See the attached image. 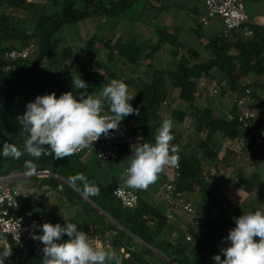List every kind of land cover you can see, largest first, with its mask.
Wrapping results in <instances>:
<instances>
[{"label":"crops","instance_id":"crops-1","mask_svg":"<svg viewBox=\"0 0 264 264\" xmlns=\"http://www.w3.org/2000/svg\"><path fill=\"white\" fill-rule=\"evenodd\" d=\"M243 2L248 15L246 25L252 29V34L244 35L241 31H237L232 39L222 35L223 21L220 15L210 16L206 23L200 21V16L206 11L204 0H136L133 9L130 8L124 14L115 17L104 13L93 14L63 25L56 32V36L59 37L61 30L65 27L73 28L71 32L66 33L70 36L68 43L71 44L70 49L73 54L76 52L74 46L79 44L84 46L90 36H98L95 44L98 48V61L110 65L116 74L115 79L126 81L129 90L134 94L137 93L135 86L139 80L150 83L153 79V70L175 69L181 58L186 59L187 66H192L196 63L207 62L221 52L237 55L240 58L245 57L244 65H249L251 68L246 73L235 71L236 74L238 73L235 82H238L241 87H231V81L226 72L214 65L206 74L195 78L197 96L194 104L197 107L208 106L211 114L231 119L233 112L237 111V97L248 86L251 89V107L257 116L255 121L257 127L264 124V0H244ZM77 4L84 5L85 0H77ZM59 8L60 4L52 0H36L32 9H23V11L24 15L31 13L30 16H35L37 12L51 13ZM77 23H80L81 30H84L82 35L79 32L81 30L77 31ZM107 40L110 43L117 40L123 42L135 40L142 47L139 60L130 62L115 50L110 59L109 49L104 44ZM85 52L84 49L83 55L88 54L91 60L92 56ZM233 61L238 65L235 59ZM90 66L93 65L90 64ZM98 71L105 73L103 68ZM163 78L166 93L159 107L161 121L168 118L173 119V129L180 134L179 142L182 138L185 142H190L192 139L198 141L204 139L206 129L197 128L198 121L189 111V104L180 98L179 87L171 84V79L167 75ZM136 98L137 94L132 102ZM180 110L185 111L182 118L178 117ZM240 129L241 133L238 136L229 138L227 136L222 138L220 132L214 134L215 144L210 145L216 151L214 158L204 159L202 148L198 154L202 157V174L212 186L214 193L239 207L230 212L229 219L239 217L249 211H264V152H259L252 141H247L245 127L241 126ZM80 154V159L85 164L87 172L99 182L107 184L110 181H116L120 184L122 182L120 174L123 172L124 165L129 166L132 150L129 149L120 160H102L95 150ZM12 174L14 178H9V180L23 190L20 199L22 210L42 211L53 224L60 223L62 226L65 225L63 218L54 214L59 213L60 208L64 210L70 205V210L65 214L67 220L83 211L78 201L68 199L63 183L65 181L72 187L74 184L67 179L62 177L64 180H61L60 176L54 174L58 179V184L53 185L44 179L49 174L36 173L34 177L24 172H12ZM15 174L17 176H14ZM161 178L162 173L158 181L147 190L136 191L139 196H144L165 215L170 224V230L167 233L169 238L171 237L172 241L176 240L175 228L179 231L188 228L194 237H197L196 240L202 238L203 241H207L211 258L219 254L222 259L223 254L220 249L230 243L225 242L224 238L234 227L229 226V230L221 227L213 228L211 235L204 236L203 232L207 227L203 229V222L208 218L217 219L218 213L217 215L214 213L219 209L210 205L211 210L204 212L197 210L192 215H186L181 209L170 208L165 200L156 194ZM197 188L179 192L185 198L192 199L195 208L196 204H201V196ZM80 194L90 201L84 193ZM100 211L109 217L105 211ZM76 224L78 229L88 233L94 245L102 246V242L111 238L115 232L113 229H101L89 218L85 219L82 225Z\"/></svg>","mask_w":264,"mask_h":264},{"label":"trees","instance_id":"trees-1","mask_svg":"<svg viewBox=\"0 0 264 264\" xmlns=\"http://www.w3.org/2000/svg\"><path fill=\"white\" fill-rule=\"evenodd\" d=\"M135 1L85 0L84 5H79L77 0H52V2L60 4L59 10L51 13H35L31 20L33 24L30 26H24L23 22L20 24L8 17H0V30L3 29L0 33V176L12 172L26 173L25 162L31 161L37 167L36 173L43 170L49 172V175L44 179L50 184H58V179L54 174L74 184L72 187L67 182L63 183L68 193V199L78 201L86 211L93 213L92 222L101 229L115 230L111 239L112 249L121 257L122 264H166L163 258L156 254L158 262L152 260L153 248L177 264H216L209 253L207 241H203L202 238L194 242H187L178 232L176 240L172 241L167 234L170 230L167 218L144 196H139L135 207H123L112 193L115 186L118 185L116 181H110L107 184L99 182L87 172L85 164L80 159V153L62 159H54V154L53 156L34 158L25 152L19 159L6 157L2 154L5 143L14 144L23 151V142L27 134L22 130L18 116L24 114L26 105L34 101L38 95L43 96L54 92L58 98L64 92L72 91L78 97L79 92L84 91L73 88V78L67 72L69 69L74 68L72 72L77 78L80 77L87 83L86 91L93 95H99L108 82L116 77L110 65L99 62L97 59L98 48L95 43L98 36L96 35L90 36L84 43L85 51L92 56L90 61H83L79 56L73 57L69 64L47 61L45 56L52 45L60 40V37L56 36V32L67 23L76 22L93 14L104 13L111 17L124 14L130 8L133 9ZM34 3L36 0H0V4L23 9H32ZM0 16L6 15L2 13ZM30 38L34 39L33 42L35 40L38 42L36 56L12 60L2 57V52L5 49L17 46L15 41L19 40L20 44H25L32 41ZM104 44L109 49L110 59L115 50L130 62L139 60L142 47L135 40L124 42L117 40L114 43L107 40ZM66 48H63L59 53L60 59L72 56L70 48L68 47V50ZM233 59L238 62V65ZM244 63H246L245 57L240 58L225 52L217 54L207 62L196 63L192 66H187L186 59L181 58L175 69L153 70V79L150 83L139 80L135 86L137 98L132 103L134 108L139 109V115L132 114L125 117L126 120L135 122L134 130L138 132L139 138L134 144L155 143L157 129L162 122L159 107L162 97L166 93L163 76L167 75L171 79V84L179 87L180 98L189 104V111L198 121L197 128L206 129L205 138L198 141V146L203 151L202 157L215 156L216 151L210 146L215 144L214 134L220 132L221 137L227 136L228 138L238 136L241 133L242 125L237 119V111H234L233 117L229 119L211 114V109L208 106H195L194 100L197 96L195 78L206 74L211 67L216 65L226 72L231 81V87L238 88L241 87L238 82H235L238 73H246L251 68ZM101 68L105 69V76L99 75L98 69ZM235 71L239 72L236 74ZM105 109L107 110V106ZM184 114L185 111L180 110L178 117L182 118ZM172 132L174 140L171 143L179 146L182 144L179 142L180 134H177L174 129ZM245 135L247 141L253 142L252 132L247 129ZM187 146L188 143H183L179 149L180 175L176 182L177 191L192 190L198 187L201 204L206 208L214 205L219 209L217 219L208 218L203 222V229L207 227L203 235H211L213 228L221 227L229 230V226L235 227V222L233 219H229V214L239 207L214 193L212 186L202 174L201 157L193 151L185 152ZM35 174L30 177L36 176ZM86 186L99 188L98 195L87 196L93 203L80 194L85 193ZM98 208L105 211L109 217H106ZM4 238L12 248V255L5 260V264H17L15 252L18 253L19 249L8 234H5ZM67 238L66 235L63 237L65 240ZM122 246L129 253L127 256L120 250ZM4 247V244H0V250ZM42 248L41 246H29L22 264H42Z\"/></svg>","mask_w":264,"mask_h":264},{"label":"clouds","instance_id":"clouds-1","mask_svg":"<svg viewBox=\"0 0 264 264\" xmlns=\"http://www.w3.org/2000/svg\"><path fill=\"white\" fill-rule=\"evenodd\" d=\"M75 90L83 89L79 96L72 91L38 95L26 105L18 120L26 133L23 151L14 144L5 143L2 154L19 159L25 152L34 157L53 156L54 159L71 157L117 130L127 116L139 115L132 101L137 93L129 90L124 80L112 79L99 95L87 94V83L80 77H73ZM107 106V111L105 107ZM174 121L164 119L157 129L155 143L134 144L129 166L120 174L123 183L134 190H147L155 184L160 174L169 166H178L180 156L177 145L172 144ZM26 175H34L36 165L25 162ZM86 196L99 194L98 187L85 188ZM65 225L49 222L39 226L42 235L33 233L32 238L43 244L42 264H122L121 257L110 246L94 245L91 237L77 224L63 217ZM235 227L224 238L230 242L221 247L223 254L212 259L216 264H264V211L255 210L234 217ZM68 238L63 239L64 236ZM258 238V239H257ZM12 255L11 247L0 250V264Z\"/></svg>","mask_w":264,"mask_h":264},{"label":"built area","instance_id":"built-area-1","mask_svg":"<svg viewBox=\"0 0 264 264\" xmlns=\"http://www.w3.org/2000/svg\"><path fill=\"white\" fill-rule=\"evenodd\" d=\"M244 0H204L205 13L200 16V21L206 23L212 15L218 14L223 21L222 35L225 38L232 39L234 33L241 31L244 35H251L252 29L246 25L248 15L244 7ZM36 45L33 41L20 44L5 49L2 57L6 60L16 58H27L33 55ZM8 67V66H6ZM252 97L251 89L246 86L237 97V119L240 124L250 130L253 134V145L259 152H264V124L255 126L256 114L251 107ZM105 111H107L105 109ZM134 120L120 122L117 130H111L107 136L101 135L98 141L86 149L77 153L89 150H95L97 156L102 160L115 159L120 160L129 148L139 138V134L134 130ZM128 165L123 166V171ZM45 171V170H43ZM13 174L0 176V244L9 247L7 240L4 238L8 234L13 240L19 252H15L17 264H22L26 251L29 246H41L43 244L32 238L33 233L42 235V229L39 227L45 222L52 223L49 217L42 211L29 212L20 207V199L23 190L20 186L13 185L9 180ZM180 170L178 166L167 167L162 172V178L159 182L156 194L162 197L170 208L181 209L184 214L192 215L197 209L195 205L182 196L176 189V182L179 178ZM115 198L123 207L133 208L139 200V193L128 188L123 181L115 186L112 191ZM169 216V215H166ZM115 231V230H114ZM115 232L113 233V235ZM183 239L187 242H194V235L190 229L182 230ZM111 238L102 242L103 247L112 248ZM120 250L127 256L129 253L122 246Z\"/></svg>","mask_w":264,"mask_h":264},{"label":"rangeland","instance_id":"rangeland-1","mask_svg":"<svg viewBox=\"0 0 264 264\" xmlns=\"http://www.w3.org/2000/svg\"><path fill=\"white\" fill-rule=\"evenodd\" d=\"M4 14V15H6V16H0V17H2V18H10V19H12V20H15L16 22H18V23H22V24H24V26H30V25H32L33 23H32V18H33V16H30L31 15V13L30 14H28V13H26L25 15H24V11H23V8H20V7H15V6H12V5H8V4H0V14ZM22 20V21H21ZM79 22H81V21H79ZM78 25H77V31L78 30H81V28H80V23H77ZM82 24V23H81ZM75 29V28H74ZM73 30V28L72 27H65V28H63L62 30H61V35H59V37H60V40H59V42L58 43H55V44H53L52 45V48L49 50V52L47 53V55L45 56V59L47 60V61H50V60H52V61H57V62H62V63H65V64H69L70 63V60L73 58V57H77V56H79V57H81L82 58V60L83 61H88V60H90V58H88V54H84L83 55V53H84V48L82 49V46L83 45H76V46H74L75 47V54H73V52H72V56H70V57H68V56H66V58H62V59H60L59 58V53L63 50V48H70V45L71 44H69L68 43V41H70V36L69 35H67L69 32H71ZM1 31H3V29H1L0 30V33H1ZM30 31V30H29ZM69 31V32H68ZM83 31L84 30H81V31H79L80 32V34L81 33H83ZM67 33V34H66ZM82 35V34H81ZM30 40H34V39H32V38H30ZM19 41V40H18ZM18 41H15V44H17V45H19L21 42H18ZM98 41V40H97ZM81 42V41H80ZM34 43H35V45H36V49H35V51H34V53H33V55L32 56H36L37 54H38V42L35 40L34 41ZM5 44V43H4ZM83 44V43H82ZM96 44V43H95ZM84 47V46H83ZM66 48V49H67ZM68 50V49H67ZM71 50V49H70ZM72 51V50H71ZM86 53V52H85ZM82 55V56H81ZM85 56V57H84ZM73 67H72V70L71 69H69L67 72H68V74H70V76H72V78L73 77H76V75H75V73H73L72 71H73ZM99 72V71H98ZM104 72L103 71H100L99 72V75L100 76H104ZM87 94H90V93H87ZM93 95V94H92ZM129 103H133L132 101H129ZM223 138V137H222ZM178 144H180V143H188V146H187V148H186V150H185V152H188L189 153V151H193V152H196V154H199V152L201 151V147H199L198 146V140H196V139H192V141H190V142H185V140L182 138L181 139V141H180V143L179 142H177ZM182 144H180L179 146H178V149H180L181 148V145ZM216 156V155H215ZM227 156L229 157V153H227ZM200 157V156H199ZM213 157V156H212ZM212 157H204V159H208V158H212ZM202 158V157H201ZM214 158V157H213ZM216 158V157H215ZM212 164H214L215 165V163H212ZM17 174V173H16ZM14 175V176H17V175ZM13 176V175H12ZM10 178H12V177H10ZM14 178V177H13ZM61 180H64V179H62V177H61ZM229 181V180H228ZM65 182V181H64ZM188 200H190L192 203H193V201H192V199H188ZM224 200V199H223ZM201 203V202H200ZM81 205V204H80ZM82 206V205H81ZM83 208V207H82ZM196 208H197V210L199 211H201V212H204V211H206V210H211V209H209V208H206L205 206H203V204H196ZM218 208V207H217ZM61 210H63L62 208H60V211H59V213H54L55 215H58L61 219L63 218V217H65L66 218V215L65 214H67V211H69L70 210V205H69V207H67V208H65L64 210H63V212H61ZM199 211V212H200ZM66 212V213H65ZM214 212H215V210H214ZM217 213L219 214V210L218 211H216L214 214L215 215H217ZM93 217H94V214L93 213H90V212H88V211H86L84 208H83V211L82 212H80L79 214H77L75 217H70V219H69V221L70 222H73V223H78L79 225H82V222L85 220V219H87L88 220V218L90 219V220H92L93 219ZM63 222H65L64 221V219H63ZM175 226V225H174ZM178 232H180L181 234H182V231H179V230H177L176 228H175V234H174V236L176 237L177 236V234H178ZM136 238V237H135ZM171 238V237H170ZM173 238V237H172ZM137 239V238H136ZM197 239V237H194V240H196ZM153 252H154V254H153V259L152 260H154V262H158L157 261V258H156V255H159V256H161V258H163V261L166 263V264H177V263H175L174 261H172V260H170V259H168L167 257H165L160 251H158L157 249H155V248H153ZM156 254V255H155Z\"/></svg>","mask_w":264,"mask_h":264},{"label":"water","instance_id":"water-1","mask_svg":"<svg viewBox=\"0 0 264 264\" xmlns=\"http://www.w3.org/2000/svg\"><path fill=\"white\" fill-rule=\"evenodd\" d=\"M37 173H45V174H49V172L48 171H38ZM61 177V176H60ZM67 181V180H66ZM83 194V193H82Z\"/></svg>","mask_w":264,"mask_h":264}]
</instances>
